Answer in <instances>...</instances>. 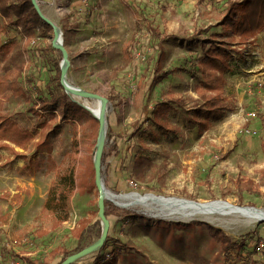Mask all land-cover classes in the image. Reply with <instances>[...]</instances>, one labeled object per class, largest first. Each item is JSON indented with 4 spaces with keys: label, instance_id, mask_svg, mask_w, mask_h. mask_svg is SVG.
Masks as SVG:
<instances>
[{
    "label": "rangeland",
    "instance_id": "rangeland-1",
    "mask_svg": "<svg viewBox=\"0 0 264 264\" xmlns=\"http://www.w3.org/2000/svg\"><path fill=\"white\" fill-rule=\"evenodd\" d=\"M198 1L37 0L42 13L62 33L70 63L68 83L105 98L116 96L106 113L112 131L107 126L104 153L109 136L124 137L123 131L130 126L143 125L140 136L121 146L131 151L129 162L140 150L160 167L150 183H142L121 173L123 161L110 157L102 163L106 190L196 203L224 201L264 212L263 131L258 119L264 112V32L246 41L227 28L229 32L223 34L217 25L223 7ZM0 30V44L17 35L12 22L1 14ZM151 30L177 38L162 45L159 69L170 74L157 80H151V65L146 61L158 51ZM52 38V29L39 26L27 46L36 41L45 46ZM213 41L231 52L226 54L228 67H223L219 77L222 90L213 92L221 93L224 110L217 120H204L195 114L203 104L196 89L202 79L200 64ZM125 45L130 63L121 68ZM24 51L19 94L8 95L3 115L29 133L31 142L27 150L8 141L2 143L13 150L0 148V217L7 220L0 222V264H21L20 254L36 259L55 248L58 255L78 252L89 245H79L72 235L82 219L89 223L87 234L92 243L97 241L96 232L101 234L95 188L74 194L65 222L41 211L50 183L70 162L73 139L77 145L75 174H92L96 126L77 115L62 117L52 111V117L50 111H40L39 99L48 97V83L54 77L55 63L61 64V55L54 51L38 58L30 48ZM114 69L118 73L113 79ZM72 99L87 108V104L99 108L98 101ZM170 101H174L170 109L161 104ZM152 114L155 117L146 124ZM52 129L56 130L47 149L35 153L36 144ZM239 181L246 185L242 192ZM251 188L254 191H248ZM106 210L108 240L98 252L79 260L80 264H264V221L250 222L236 215L179 219L138 205L120 207L112 201ZM209 227L231 239L227 251Z\"/></svg>",
    "mask_w": 264,
    "mask_h": 264
},
{
    "label": "trees",
    "instance_id": "trees-1",
    "mask_svg": "<svg viewBox=\"0 0 264 264\" xmlns=\"http://www.w3.org/2000/svg\"><path fill=\"white\" fill-rule=\"evenodd\" d=\"M204 1L208 2V4L214 8L218 6L223 7L222 19L217 23V25L223 29V34L229 32L224 30L227 28L231 32H234V34L242 41H246L257 34L264 32V0H243L240 2L234 0H199L198 2L201 3ZM0 14L5 20L11 21L12 25L17 30V35H15L14 38H8V42L0 44V148L13 150V148L7 143H2L4 141H8L22 150H27L31 142V135L25 131L19 130L6 117H4L3 111L5 100L10 93L12 95L19 94L18 82L23 75V54L25 53L24 50H26V48H30L31 51H34L35 54H38V58L47 57L49 53L56 50L52 48L51 43L41 46L37 41L36 43L27 46V41L35 37L36 29L39 26H46L51 30L50 26L44 24L41 21L31 3V0H0ZM150 33L152 35L151 37L156 42V49L158 51L156 55H154L155 57L151 55L146 61L148 65H151V80H157L161 79L162 77H167L170 74V72L163 73L159 69V63L163 57L162 45L167 41H173L177 38L173 34H162L156 30H151ZM193 35L197 36V33L192 34V36ZM123 51L124 56L121 68L127 67L130 63L128 45L124 46ZM230 52L231 49L224 47L223 45H218L216 41H213L210 43V47L206 52L205 61L200 64L199 69L202 79L196 90L199 91V96L203 100V104L195 110L196 117L200 119L217 120L221 115V112L224 110L221 93L215 95L213 92L216 90H222L223 81L219 80V77H221L223 67H228L226 57L229 55L226 54H230ZM54 70V77L48 83V97L46 99H39L40 111H50L53 114L51 115L52 117H54V113L52 111H59L62 117L67 114L82 117L84 120L95 124L97 137L99 126L97 119L91 116V114L81 104L77 103L69 95H67L62 88L60 84V66L58 61L55 63ZM117 73L118 70L114 69L112 71L111 77L114 79L117 76ZM216 83H219V85H216ZM115 98L116 96L112 97L109 95L107 100L109 103H112ZM173 102L174 101H170L168 103L161 104L165 105L167 109H170ZM177 106L180 105L178 104ZM155 112L153 113L156 115L158 112ZM155 115L152 114V117L149 116L146 118V124L148 121L152 120ZM258 119L262 126V147L264 149V112L258 114ZM142 126L143 125L138 128L134 125L130 126L127 130L123 131V134H126L124 137L117 136L114 138L113 136H109L107 144L108 149L105 153L103 151L102 163L110 157H114L118 159V161H123L120 172L124 173L125 176L133 178L142 183H150L157 175L160 167L152 163L146 156H143L140 150L137 151V153L132 157V160L129 162L131 151H128L127 148L125 149V147L121 146L122 143L126 144L135 137L140 136V133L144 130ZM54 130L56 129L47 131L44 137L36 144L35 153H41L43 150L47 149L48 139L51 134L55 132ZM111 131L112 128L111 125H109L108 132L111 133ZM68 159L70 162L68 161L64 172L58 174L50 183L47 196L43 201L41 208L43 213L52 215L58 222L67 221V207L69 201L75 193L83 194L85 193L84 190L90 192L95 188L93 161V170L91 175L80 177L75 174L74 164L77 160V145L75 139H73L72 150L69 152ZM109 167L110 164H108L106 168V172H108V174ZM107 186L110 188L109 184ZM245 186L246 185L241 184L240 181L237 182L238 190L241 192L245 190ZM250 190L254 191L252 188L248 191ZM107 204L108 201H105L104 215L108 220L109 211L106 210ZM121 218L122 215L118 217V219ZM6 221L7 220L3 216L0 217V222ZM95 224L92 226H96ZM88 225L89 223L85 219H82L77 223L78 227L72 231V235L79 245H90L92 243L91 234H87L89 227ZM208 229L216 240L220 239L222 241L224 250L227 251L232 246L233 242H231V239L226 237L221 231L211 227ZM99 237L100 232L97 231L95 238L99 239ZM106 240H108V236ZM116 244L118 246L120 244V247H122V243L119 242ZM84 247L85 246H82L81 249ZM71 254L73 253L63 252L61 255H58L55 248L41 258L32 259L25 257V261L27 264H60ZM57 257H59V260L55 262ZM72 264H77V262Z\"/></svg>",
    "mask_w": 264,
    "mask_h": 264
},
{
    "label": "water",
    "instance_id": "water-1",
    "mask_svg": "<svg viewBox=\"0 0 264 264\" xmlns=\"http://www.w3.org/2000/svg\"><path fill=\"white\" fill-rule=\"evenodd\" d=\"M31 3L38 14L41 21L50 26L53 31V38L51 41V46L54 50L58 51L61 55V64H60V84L64 89L65 93L72 98H79L85 100H95L99 103L98 113L94 114L89 108L83 106L94 118L98 121V132L96 137L95 143V151L93 155V169H94V182H95V189L98 192V200H97V217L101 223V234L99 239L96 242L91 243L90 245L84 247L80 251L73 253L66 257L60 264H72L76 263L77 261L85 258L86 256L98 252L102 246L104 245L108 231H109V221L106 219L104 215L105 211V201H111L107 196L106 193L109 191L106 190L103 180H102V154L104 151V147L106 144V134H107V109H108V100L105 97H102L98 94L83 91L77 87L70 85L66 79L67 77V70L69 68V60H68V53L63 46L62 43V33L60 29L49 19L47 18L41 11L37 0H31ZM74 100V99H73ZM76 101V100H74ZM131 194V193H129ZM128 195V194H127ZM152 195V194H151ZM154 196V195H153ZM156 197V196H154ZM193 202V201H190ZM213 202L205 203V204H212ZM194 204L204 205L200 203L193 202ZM115 204V203H114ZM117 205V204H116ZM119 206V205H118ZM125 207V206H122ZM243 209L247 210H257L252 207H243ZM261 211V210H257ZM262 218L260 220L264 221V212L261 211Z\"/></svg>",
    "mask_w": 264,
    "mask_h": 264
},
{
    "label": "bare ground",
    "instance_id": "bare-ground-1",
    "mask_svg": "<svg viewBox=\"0 0 264 264\" xmlns=\"http://www.w3.org/2000/svg\"><path fill=\"white\" fill-rule=\"evenodd\" d=\"M88 108L94 113H98V106H90ZM106 196L120 207L138 205L148 211L163 214L165 217H177L179 219H202L212 216H228L236 215L249 220L250 222H259L262 218L261 211L247 210L232 205L229 202L216 201L212 204L198 205L193 202L179 198L154 197L151 194L141 195L132 192L128 195H116L111 192Z\"/></svg>",
    "mask_w": 264,
    "mask_h": 264
},
{
    "label": "crops",
    "instance_id": "crops-1",
    "mask_svg": "<svg viewBox=\"0 0 264 264\" xmlns=\"http://www.w3.org/2000/svg\"><path fill=\"white\" fill-rule=\"evenodd\" d=\"M27 255H30V253L27 254ZM24 256H25V254H20L19 257L17 258L18 261H20L21 264H27L26 261H25V257ZM77 262H78V264L81 263V261H77ZM89 264H98V262L97 261H93V262L91 261V263L89 262Z\"/></svg>",
    "mask_w": 264,
    "mask_h": 264
},
{
    "label": "built area",
    "instance_id": "built-area-1",
    "mask_svg": "<svg viewBox=\"0 0 264 264\" xmlns=\"http://www.w3.org/2000/svg\"><path fill=\"white\" fill-rule=\"evenodd\" d=\"M129 183H130V184H132L133 186H136V184H135V183H133L132 181H130Z\"/></svg>",
    "mask_w": 264,
    "mask_h": 264
}]
</instances>
